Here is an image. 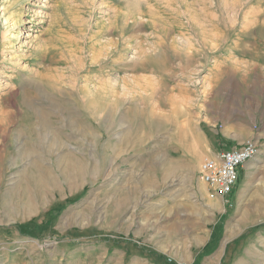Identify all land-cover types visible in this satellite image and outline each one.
Here are the masks:
<instances>
[{"label": "rangeland", "instance_id": "obj_1", "mask_svg": "<svg viewBox=\"0 0 264 264\" xmlns=\"http://www.w3.org/2000/svg\"><path fill=\"white\" fill-rule=\"evenodd\" d=\"M257 71L264 0H0V264H264V138L231 206L197 174L215 85Z\"/></svg>", "mask_w": 264, "mask_h": 264}, {"label": "crops", "instance_id": "obj_2", "mask_svg": "<svg viewBox=\"0 0 264 264\" xmlns=\"http://www.w3.org/2000/svg\"><path fill=\"white\" fill-rule=\"evenodd\" d=\"M246 75L236 77L233 74L229 82L223 81L224 85L221 82L215 85L217 90L220 89L218 97L221 99V106L217 105L215 109H212L210 104H207L201 112L202 123L205 126L211 127L221 122L223 129L219 132V137L224 141L222 145L206 141L201 153L202 161L219 152L232 150L235 146L239 147L254 136L257 144L264 138V129L256 132L252 130V127L257 129L256 127L259 128L264 123V72L257 71L252 75ZM256 123L257 126H255ZM200 184L206 199L207 188L201 182ZM234 192L235 189L225 197L228 201L226 206H231ZM211 203L224 206L220 198Z\"/></svg>", "mask_w": 264, "mask_h": 264}, {"label": "built area", "instance_id": "obj_3", "mask_svg": "<svg viewBox=\"0 0 264 264\" xmlns=\"http://www.w3.org/2000/svg\"><path fill=\"white\" fill-rule=\"evenodd\" d=\"M258 152V144L254 139L246 140L238 148L222 151L204 159L198 167V180L204 184L206 200L222 199L226 206V196L231 194L239 180L240 169Z\"/></svg>", "mask_w": 264, "mask_h": 264}, {"label": "bare ground", "instance_id": "obj_4", "mask_svg": "<svg viewBox=\"0 0 264 264\" xmlns=\"http://www.w3.org/2000/svg\"><path fill=\"white\" fill-rule=\"evenodd\" d=\"M21 18L20 16H18V20H17V24L16 25V28H19L20 25H21ZM22 32V31H21ZM20 30L18 31L17 33V36H16V39L19 38L20 34H21ZM163 40V39H162ZM169 56V55H168ZM92 99V98H90ZM149 100V98L147 99L146 97H138V100L137 101H141L143 102V100ZM134 102V100H133ZM147 102V101H146ZM90 103H93V104H90ZM145 103V102H143ZM103 104H106L105 101L101 100L99 103H94L93 101L92 102H89L87 105L89 108L92 109V111H90V113H94L96 116H97V113L102 109H104V106ZM136 104V103H135ZM87 107V106H86ZM145 110V109H144ZM89 111V110H88ZM94 111V112H93ZM92 114V116L94 118H96V116ZM71 158V157H70ZM73 160V159H72ZM65 161V160H64ZM75 161V160H74ZM76 163H77V160H76ZM86 166V165H85ZM79 166L77 167L76 164L72 163L71 161H65L64 162V166H63V170L60 171V174L62 175L61 177H63V182L65 184H67L68 187H71L72 185L75 184V181H78L79 179H81V176H83V174H85L88 170V167L86 166ZM171 166V165H170ZM171 169V168H170ZM44 172V171H43ZM49 172V171H48ZM47 172V173H48ZM167 172V171H165ZM164 173V172H163ZM169 173V172H168ZM59 174V175H60ZM170 174V173H169ZM37 175V174H36ZM51 174L47 175L44 179L42 178H35V182H34V186H31L29 188H27L26 186V194L29 192L28 195L25 194V198L24 200V203L21 205L18 206V209L21 210L23 213L27 214V213H30V211L34 208L35 206V201L37 200V198H39V204H41L42 202H44L45 200H41V203H40V197L42 198V196H45L47 195V192H45V185H52V187H55L57 182L55 183V179L53 178V176L51 177L50 176ZM33 177V176H32ZM29 178V177H27ZM32 179V178H30ZM27 180V179H26ZM32 181H34V179H32ZM51 187V188H52ZM76 187V186H74ZM49 196V195H48ZM46 197V196H45Z\"/></svg>", "mask_w": 264, "mask_h": 264}]
</instances>
